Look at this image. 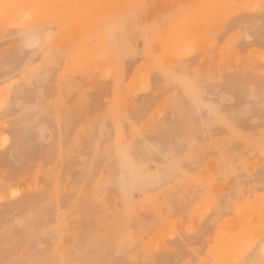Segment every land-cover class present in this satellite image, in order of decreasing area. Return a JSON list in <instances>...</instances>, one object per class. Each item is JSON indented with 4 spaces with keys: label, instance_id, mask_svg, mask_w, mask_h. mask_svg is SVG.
Returning a JSON list of instances; mask_svg holds the SVG:
<instances>
[{
    "label": "rangeland",
    "instance_id": "374dc122",
    "mask_svg": "<svg viewBox=\"0 0 264 264\" xmlns=\"http://www.w3.org/2000/svg\"><path fill=\"white\" fill-rule=\"evenodd\" d=\"M206 1H69L0 27L22 92H0V143L20 111L32 128L21 154L0 147V264H241L251 242L264 264V0H215L171 50Z\"/></svg>",
    "mask_w": 264,
    "mask_h": 264
},
{
    "label": "bare ground",
    "instance_id": "6f19581e",
    "mask_svg": "<svg viewBox=\"0 0 264 264\" xmlns=\"http://www.w3.org/2000/svg\"><path fill=\"white\" fill-rule=\"evenodd\" d=\"M69 1H78L79 3L83 2V5H87L86 0H0V27L2 28V26H8V25H15L16 24L17 26H19V27L21 26L22 28H27V27L30 28V26L32 25L33 22L28 21L27 17L21 18V12H22L23 8H28L27 11H30L33 14H36V15L40 14L42 12H49V11H59V12H61V14H63L66 11L69 10V7L65 5ZM131 1H132V3H134V0H131ZM210 1H206V3L202 7H200L199 9L191 11L188 14V17H191L193 19L191 20L188 17L185 18L183 23L180 25V27L170 34V37H168V39L169 38L171 39L170 40L171 41V43H170L171 50H173V51L181 50V45L183 46L186 43V42H184V41H186L185 38L186 37L190 38V36H188L189 33H187L185 31V29H184V26H186L187 23H189V24L191 23L192 25L190 27H192V28H194V26L197 25L198 29H202V27L204 25L208 24L209 21L216 20L215 17H217V15H215V13L213 14V12H212V10L215 9V7H214L215 0H213L211 2ZM224 2H225V7L224 8H228L227 10H229L228 16H229V14L232 13L233 9L238 11L237 7L238 8L239 7H243L242 8L243 10L246 7L245 10H250V7L253 6L254 9H252L253 8L252 7L251 8L252 10H255V9L258 10L260 8V4H261L260 0H247L245 3H244V1L240 0L239 1L240 3H237V4L235 3L236 0H224ZM93 4H95V3H93ZM93 4H90V7H87L85 9V11L87 12V14L89 16L92 15L91 13L93 12V10H95V7H93ZM238 4H239V6H238ZM249 5H251V6H249ZM247 6H249V8H247ZM222 10H226V9H222ZM235 10H233V11H235ZM220 12H222V11H219V14H220ZM225 12L227 13V11H224L223 14H225ZM211 14L213 16H210ZM89 16H84L77 24H75L73 26L74 31H75L74 33L79 34L80 30H83L82 28H84L86 26L89 27L91 25V23L87 19V18H89ZM225 17L227 18L226 14H225ZM225 19L223 18V20H225ZM190 20L192 22H189ZM28 22H30V25H28ZM227 22H229V21H227ZM229 23H231V22H229ZM217 27H219V25ZM187 31H189V30H187ZM24 33L25 34L22 35V38L26 42H28V41L39 42L38 39L36 38L37 35L35 36V34H36L35 31H31L30 30V31L24 32ZM198 33H197V35H202V33L201 34L200 33L198 34ZM191 37H192V34H191ZM203 37H202V39L200 37L197 41L201 40V42H203L202 41ZM102 38H103L102 34H100V35H98L97 37H95L94 39H92L90 41L92 44L97 46L96 49H95V52H94V55L97 58H101L104 55V50L101 47ZM191 40H192V38H191ZM205 41H206V43H205ZM205 41L203 43L207 44L208 42H207L206 39H205ZM198 44H200V41L198 42ZM231 50H229L228 53H230V54L233 53ZM230 54L228 55V57L230 56ZM235 55H236L235 53H234V55L231 54V57H229V58H231V60L233 59V61H235V63H236V61H239V58L236 57ZM254 55H256V54H254ZM255 57H257V55ZM20 61H21V59L19 57L18 58L15 57L13 59H10V58L5 57V56H4V58L2 57L1 60H0V70H1L0 71V89L3 87L1 89L3 91L0 90V92H1V94L3 96L4 102L5 103L7 102L9 105H12V106L15 104L14 102L16 101V99L18 98V96L22 92L16 86H12L11 85L12 86L11 87L9 84L6 85V82L8 81L7 80V76H9V75L14 76L15 75L14 74L16 72L15 71V66L21 65ZM227 61L225 63H227ZM227 65H229V64H227ZM31 108H32L31 105H29L27 103L23 107V110H27V109H31ZM24 120H25V118H23V113L20 111L18 113V116L12 122L11 129H10V132H9V136L10 137H3L1 139L0 147L1 148H3V147L7 148V150L5 152L6 154H8V153H10L12 151L13 152L14 151L18 152L19 151V153L22 151V150H20V146L23 143V138L32 129V128H30V129L23 130L21 124H22V121H24ZM127 172H129V171H127ZM129 173L131 174V172H129ZM262 173L263 174H261V176L258 177V179H260V180H264L263 179L264 178V171ZM233 245L237 246L236 243H233V242H232L231 245H227L228 247L226 246V251L225 252H227V253H225V254L227 255V257H229L227 260L225 259L226 262L230 261V255L233 253V252H231L232 248L234 247ZM252 245H253V243L251 242L250 244H248L245 247V249L244 248L243 249L239 248L240 251L237 254L240 255L238 258L240 259V261H242L241 264H253L256 261V258H255V260L253 259L254 262H252V260H251L253 255H256V252H257L256 248H254ZM234 248H236V247H234ZM223 250H224V248H223ZM237 250H238V248H237ZM237 250L235 252H237ZM249 252H251L250 253L251 255L246 259L247 254ZM234 258H235V256H234ZM234 260H237V257Z\"/></svg>",
    "mask_w": 264,
    "mask_h": 264
},
{
    "label": "crops",
    "instance_id": "0c3cea01",
    "mask_svg": "<svg viewBox=\"0 0 264 264\" xmlns=\"http://www.w3.org/2000/svg\"><path fill=\"white\" fill-rule=\"evenodd\" d=\"M251 252H249L248 254H247V257H246V259L251 255L250 254ZM258 255V256H257ZM255 258H259V253H257L256 255H253V257H252V262H254V260H255ZM254 259V260H253ZM253 264H255V263H253Z\"/></svg>",
    "mask_w": 264,
    "mask_h": 264
}]
</instances>
